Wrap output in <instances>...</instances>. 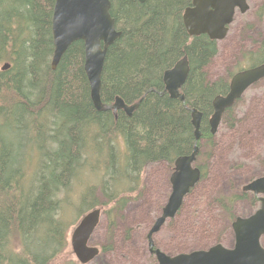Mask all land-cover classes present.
<instances>
[{"label":"trees","instance_id":"trees-1","mask_svg":"<svg viewBox=\"0 0 264 264\" xmlns=\"http://www.w3.org/2000/svg\"><path fill=\"white\" fill-rule=\"evenodd\" d=\"M109 1L121 35L107 50L100 97L105 106L116 97L137 104L131 116L94 108L82 42L71 44L51 68L55 0H0V264L58 263L71 225L94 208L107 216L110 232L141 189L147 166L165 163L172 170L178 157L191 154L192 109L202 114L199 150L202 140L211 143L212 100L229 84L227 78L207 80L217 42L190 37L183 26L192 0ZM259 11L264 14V5ZM260 45L247 54L253 65L264 60V41ZM183 57L189 73L181 102L164 91L162 78ZM245 197L241 192L226 203ZM71 211L75 218L67 219Z\"/></svg>","mask_w":264,"mask_h":264},{"label":"rangeland","instance_id":"rangeland-1","mask_svg":"<svg viewBox=\"0 0 264 264\" xmlns=\"http://www.w3.org/2000/svg\"><path fill=\"white\" fill-rule=\"evenodd\" d=\"M247 5L246 12L235 14L228 34L218 42V53L206 68L208 82L227 78L229 73L249 65L248 52L252 56L260 49L259 44L264 41V14L259 10L264 0H247ZM202 145L196 164L203 168L205 176L185 197L176 215L151 237L154 249L167 256L205 250L216 244L231 247L233 220L247 217L259 207L258 203H251V193L231 205L226 199L240 194L250 181L264 177V80L245 92L228 118L220 121L211 143L202 140ZM170 175L166 164L147 166L141 189L131 195L124 211L112 220L110 232L108 218L101 212L89 240V246L98 248L99 254L86 264H157L148 251L147 234L170 195ZM79 187L76 185L70 191L72 201ZM75 215L71 211L67 219ZM79 219L80 216L71 225L68 241ZM261 245L264 247V237ZM58 261L56 264H80L70 246Z\"/></svg>","mask_w":264,"mask_h":264},{"label":"water","instance_id":"water-1","mask_svg":"<svg viewBox=\"0 0 264 264\" xmlns=\"http://www.w3.org/2000/svg\"><path fill=\"white\" fill-rule=\"evenodd\" d=\"M144 3L146 0H137ZM109 0H55L51 32L53 55L51 68L54 70L62 55L74 42L84 46L83 69L89 84L90 99L98 111L111 110L115 115L122 110L131 116L137 104L127 106L116 97L114 102L105 106L100 97L101 75L108 48L121 35L115 29L110 16ZM246 0H192L191 6L182 14V23L189 36L206 35L210 40L221 41L232 23L236 10L246 12ZM9 68L4 64L1 70ZM189 73L186 57L180 59L173 68L163 74L164 91L172 99L184 102L180 94ZM264 78V63L258 67L236 73L230 81L229 92L216 96L212 101L213 113L208 120L209 133L214 135L224 112L232 107L244 91L253 83ZM202 114L191 110V125L194 129V146L190 155L178 157L174 161V171L170 175L171 192L147 234L148 251L154 255L157 264H264V177L256 178L243 186L244 192L258 197L259 208L248 217L236 218L232 223L234 243L232 247L213 245L205 250L193 251L175 256H167L154 249L152 235L179 211L185 197L200 180V170L194 166L198 155V143L201 137L200 123ZM101 216L100 208H94L84 214L72 228L69 246L80 264H86L99 254V249L88 245L91 235Z\"/></svg>","mask_w":264,"mask_h":264},{"label":"flooded vegetation","instance_id":"flooded-vegetation-1","mask_svg":"<svg viewBox=\"0 0 264 264\" xmlns=\"http://www.w3.org/2000/svg\"><path fill=\"white\" fill-rule=\"evenodd\" d=\"M192 3V2H191ZM246 3H247V0H246ZM190 6H191V4H190ZM190 6H188V7H190ZM188 7H186V8H188ZM185 8V9H186ZM184 9V10H185ZM184 12V11H183ZM237 12H239L238 10H236V12H235V14L237 13ZM234 20V19H233ZM229 27H228V31H229ZM228 31H227V33H226V35L228 34ZM198 36H201V35H198ZM198 36H192V37H198ZM191 37V36H190ZM213 41V40H212ZM260 45V44H259ZM217 47H218V42H217ZM249 61V65H246L245 67H242V68H239V70H237L236 72H234L230 77H227V80H228V84H230V81H231V78L236 74V73H239V72H242V71H244V70H248V69H252V68H255V67H258V66H260V65H262L263 63H264V60L262 61V62H260L259 64H257V65H253V62H252V64H251V60L249 59L248 60ZM245 65V64H244ZM264 80V78L263 79H261V80H259V81H257V82H255V83H253L252 85H250L245 91H244V93L241 95V97L238 99V100H236L235 101V103H234V105L237 103V102H239V101H241L242 99H243V96H244V94H245V92L249 89V88H251L252 86H255V85H257V84H259V83H261L262 81ZM229 92V87H228V89H227V91L226 92H224V94L223 95H220V96H224V95H226L227 93ZM213 101V100H212ZM233 105V106H234ZM232 106V107H233ZM232 107H230V108H232ZM228 110V109H227ZM211 135V134H210ZM213 136V135H212ZM197 157H198V155H197ZM196 157V158H197ZM159 164H165V163H159ZM166 166H168L167 164H166ZM174 171V163H173V168H172V170H171V174H172V172ZM200 173H201V171H200ZM243 188V187H242ZM242 188H241V191L243 192V193H245V194H247L248 192H244L243 190H242ZM191 190H193V188L191 189ZM190 190V191H191ZM190 193V192H189ZM252 196H254V198H256V203H258L259 205H260V203H259V200H258V197L257 196H255V195H253L252 194ZM259 208V207H258ZM257 208V209H258ZM256 209V210H257ZM255 210V211H256ZM254 211V212H255ZM253 212V213H254ZM252 213V214H253ZM241 218H243V217H241ZM235 221V219L233 220V222ZM232 222V223H233ZM231 228H232V225H231ZM233 232V231H232ZM233 237H234V234H233ZM234 240V239H233ZM234 243V242H233ZM232 247V246H231Z\"/></svg>","mask_w":264,"mask_h":264}]
</instances>
